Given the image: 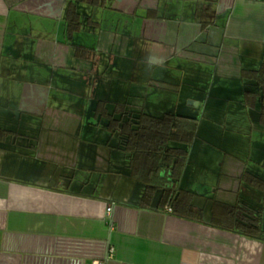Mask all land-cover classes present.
Returning <instances> with one entry per match:
<instances>
[{
	"label": "crops",
	"instance_id": "crops-1",
	"mask_svg": "<svg viewBox=\"0 0 264 264\" xmlns=\"http://www.w3.org/2000/svg\"><path fill=\"white\" fill-rule=\"evenodd\" d=\"M263 57L264 0H0V264H264ZM152 107L199 119L200 218L143 201L115 121Z\"/></svg>",
	"mask_w": 264,
	"mask_h": 264
},
{
	"label": "trees",
	"instance_id": "trees-1",
	"mask_svg": "<svg viewBox=\"0 0 264 264\" xmlns=\"http://www.w3.org/2000/svg\"><path fill=\"white\" fill-rule=\"evenodd\" d=\"M85 1L101 6L106 2ZM79 25V14L74 2L70 1L67 7L68 34L79 28ZM242 77L253 79L258 86V90L244 91L245 103L252 105L260 96L261 115L264 117V57L258 68L243 69ZM198 120V117L176 112L154 115L138 111L121 123L115 121L116 126H119L123 148L130 152L131 172L146 184L144 203H148L153 191L159 188L162 191V205L170 203L174 213L185 217H201L200 211L192 204L193 193L179 186L190 145L196 136ZM235 208L228 209L232 218L236 213ZM258 218L254 215L251 219L245 218L242 222L234 220L229 224L239 231L257 235L261 231Z\"/></svg>",
	"mask_w": 264,
	"mask_h": 264
},
{
	"label": "rangeland",
	"instance_id": "rangeland-1",
	"mask_svg": "<svg viewBox=\"0 0 264 264\" xmlns=\"http://www.w3.org/2000/svg\"><path fill=\"white\" fill-rule=\"evenodd\" d=\"M134 102H139L141 105L142 104H144V99H142V100H139V99H137V100H134ZM152 105V101L151 100H148L147 101V107H150ZM166 106H168V105H166V104H164L163 102H161V105L159 104V107L158 108H166ZM141 108V107H140ZM153 109H151V111L152 112H155V113H158L159 115L160 114H163L165 111V109H155V107H152ZM132 110H135V111H137V110H140V109H137L136 107H133V109ZM167 110V109H166Z\"/></svg>",
	"mask_w": 264,
	"mask_h": 264
},
{
	"label": "built area",
	"instance_id": "built-area-1",
	"mask_svg": "<svg viewBox=\"0 0 264 264\" xmlns=\"http://www.w3.org/2000/svg\"><path fill=\"white\" fill-rule=\"evenodd\" d=\"M112 209V205L110 204L109 206H107V211H110ZM112 251H113V247L112 246H110L109 247V255H111V253H112ZM99 263V262H98Z\"/></svg>",
	"mask_w": 264,
	"mask_h": 264
}]
</instances>
